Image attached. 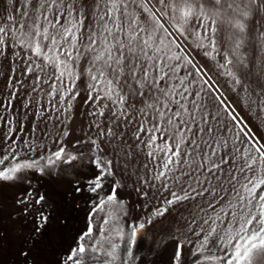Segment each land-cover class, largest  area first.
Instances as JSON below:
<instances>
[{"label": "snow or ice", "instance_id": "1", "mask_svg": "<svg viewBox=\"0 0 264 264\" xmlns=\"http://www.w3.org/2000/svg\"><path fill=\"white\" fill-rule=\"evenodd\" d=\"M0 9V60L31 76L32 92L48 85L49 107L37 98L34 117L52 122L36 136L35 124L16 126L17 92L0 99V186L17 190L12 210L0 208V240L16 233L19 264H47L39 257L59 246L68 197L90 208L54 264H154L157 248L168 264H264V0H3ZM82 77L94 119L70 146ZM134 155L144 158L135 191L147 214L135 220L117 172ZM177 207L172 230L138 255L146 229Z\"/></svg>", "mask_w": 264, "mask_h": 264}, {"label": "rangeland", "instance_id": "2", "mask_svg": "<svg viewBox=\"0 0 264 264\" xmlns=\"http://www.w3.org/2000/svg\"><path fill=\"white\" fill-rule=\"evenodd\" d=\"M2 3L3 0H0V4ZM0 11H2V9H0ZM198 58L202 62H204L205 60L202 53L198 54ZM81 64L83 65L84 62L81 61ZM12 68H16V73L13 78L15 89L6 87L8 78L12 75ZM29 80H31V76H21L20 69L17 67L16 64L9 65L6 60H0V99H4V97L8 96L11 92L16 91L18 98L14 101L15 108L13 110L15 112L13 119L17 122L16 126L19 127V123L22 122L25 124L27 130L31 129L32 126L35 124L37 126V131L35 132V135L43 136L46 131L52 130V122H47L46 125L44 121L36 119L34 117V113L38 110V105L35 103V101L37 98H39L41 104H43L45 107H49V105L47 104L48 97L46 95L48 85H44L43 89H38V91L32 92L29 86ZM88 82L89 81L87 77H82L81 81L77 82V88L80 90L81 95L77 98L76 101L73 102V109L70 113H68V115L71 116V120L67 122V127L71 130V135L67 138L70 146L71 142L81 138L83 132H86L88 130L89 123L94 119V117L89 115V113L93 110L92 107L90 106V104L85 103L87 99V92L85 91V87ZM28 93H30V95H28ZM39 110L43 112L42 109ZM0 112H3V109H0ZM5 115L12 116L13 114L12 112H8L5 113ZM82 147H87V145H83ZM106 151H112V147H106ZM131 159L139 164L144 160V158L141 157L138 161L135 155ZM117 172L118 176L122 177L121 183L124 184L123 189L120 190V195L122 198H124V200L127 202V206L131 209V218L135 220L140 218L141 216H146L147 214L142 210V206L144 205L145 201L140 199L137 192L135 191V188L138 187V184L137 182H133L135 183L133 184L132 181L134 180L131 181L126 178L125 170L123 168V161H121V164L118 165ZM53 187L55 189L58 188L60 192H63L67 185L56 184L53 185ZM16 191V189H13L11 187L0 186V208H2L5 213L12 210V204L16 195ZM86 200L87 198L78 201L77 203L79 206H74V209L76 211H89L90 204ZM62 204L64 205V209L67 210V208H69V204H72L71 197H68L66 201L63 199ZM138 205H140L141 207L138 208ZM176 209L177 210L172 211L171 215H166L165 217L158 218L153 222L151 226L148 227V231L153 237L151 238L155 242L159 240L162 236H166L167 233L172 230V222L177 219L178 213L183 211V209L179 207Z\"/></svg>", "mask_w": 264, "mask_h": 264}, {"label": "bare ground", "instance_id": "3", "mask_svg": "<svg viewBox=\"0 0 264 264\" xmlns=\"http://www.w3.org/2000/svg\"><path fill=\"white\" fill-rule=\"evenodd\" d=\"M142 163L143 162L139 164L137 162H134L132 159L128 160L127 174H125V176L126 178H128V180H131V181L134 180L132 181V183L133 182L136 183L137 181L136 173L138 172L140 165H142ZM55 190L60 192L58 188H56ZM61 201L63 202V198H60L58 213L60 216H63L66 218L67 226L65 227L63 225H57L56 232L59 238V246L58 247L54 246L51 249L41 253L39 259L41 261L47 262V264H54L55 260L57 259V253L66 250L73 243V240L75 236L77 235V233L83 230L86 224V215L88 211H82V210L76 211L74 209L73 203L69 204V208H67L66 210L64 209V205L62 204ZM8 212L5 213L3 211L5 216L7 215ZM146 231L150 234V238H142L139 240L138 242L139 251L137 254L140 256H147L148 250L152 249L156 243L152 239L153 237L151 233L148 231V228L146 229ZM141 235L143 236V234ZM18 246L19 244H18V240L16 239V233H9L6 238L0 240V264H19V260L22 258L16 255L18 251ZM148 259L150 261L154 260V264H168V253L164 252L163 248H157L153 252V255L151 257H148Z\"/></svg>", "mask_w": 264, "mask_h": 264}]
</instances>
